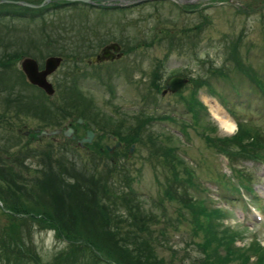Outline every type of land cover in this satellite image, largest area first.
Returning <instances> with one entry per match:
<instances>
[{"label":"rangeland","instance_id":"1","mask_svg":"<svg viewBox=\"0 0 264 264\" xmlns=\"http://www.w3.org/2000/svg\"><path fill=\"white\" fill-rule=\"evenodd\" d=\"M62 1L48 3L46 10L40 14L35 12L20 17L6 14L0 17V91L4 89L0 92V185L6 187L8 180L13 178L9 175L15 172L20 173L22 179H29L20 181L17 178L20 181L17 183L27 185L28 188L34 185L36 191H30L28 195L19 188H11L20 197L14 196L9 201L33 204L54 216L76 215V212L72 214L70 211L67 194L53 201L51 197L44 198L45 192L37 190L36 184L46 176H61L70 169L76 170L77 175H64L67 183L82 184L79 178L80 168L82 164H88V168L92 169L88 162L90 160L91 163L95 161L97 169L93 171H98L97 174L108 168L109 171L114 168L121 171L124 166L128 167L127 174L134 178L130 184L135 196L145 200L146 206L151 207L159 198L161 188L155 180V170L158 176L162 173L144 159L147 149L137 148L134 144L133 150L125 156L128 146L123 144V147L117 149L121 154L116 156L117 150L115 153L114 150L108 152L104 146H113L117 138L113 139L106 134L104 136L100 132L109 133L107 131L110 128L100 126L101 120L106 126L109 124L115 127L118 121L123 120L131 124L135 115H140L141 109H145L158 118L153 121L150 131L171 135L173 140L170 136V143L177 146L179 154L194 169L197 195L207 205L223 211L225 216L220 219L222 226L230 227L243 236L237 238V246L248 244L253 238L264 244V164L247 160L234 163L242 175L250 176L252 191L247 193L242 189V195L233 194L221 180L222 174H231L230 162L221 153L207 148L199 135L202 130L200 125L208 131L216 126L217 134L221 136L237 131L238 120L228 112L229 107H232L241 120H248L264 132V96L250 86L243 76H239L234 66L237 53L243 57V62L253 65L256 72L264 78V57L257 49L264 40V0H143L126 6H113L114 8H105L114 0H93V5L83 2L63 4ZM174 2L185 7L179 9ZM9 4H0V12L17 8ZM163 27L166 31L172 29L173 35L159 33L160 37L163 36L161 40L154 35ZM72 34L85 36L80 39L84 42L81 43V48L85 51L80 52L85 59L98 53L110 41H118L122 55L112 61L91 64L80 62L79 68L74 69L76 63L72 62L73 59L65 60L62 56L74 50L69 43L77 37H66ZM29 40L36 44H25ZM46 41L53 42V45L48 46ZM236 43L240 45L239 51L233 53L232 48ZM133 45V50L128 49ZM28 47L39 50L36 54L39 62L41 56L48 53L56 56L61 54L59 56L63 58L61 65L49 76L54 93L50 96L46 94L45 100L41 98L42 102H39L37 95L40 92L25 86L21 80V72L18 70L20 66L11 64V58L27 53ZM209 66L221 68L227 72L226 76L209 74ZM153 73L161 76L158 79L162 84L172 74H182L188 80L177 92H158L152 96L156 91L155 86L151 85ZM72 75L80 77L81 93L86 98L84 105L85 102L89 105V112L93 116L91 122L99 129L97 138L82 146L74 143L76 148L72 150L63 146L62 135H56L54 140L50 136L30 138L18 133L16 127L23 131L36 127L51 129L52 124L59 123L62 127L72 120L66 118L58 122L54 118L56 112L52 111L55 110L53 103L61 100L62 95L70 89ZM200 75L206 80L211 77L209 81L215 88V93L210 94L206 86L197 92L198 100L208 110V113L203 114L201 124L197 125L181 98H188L192 91L189 80ZM17 90L25 92L29 99L18 96L20 93ZM220 96L227 99V105L220 101ZM16 99L25 101L16 105L19 115H16V109H6L9 101ZM216 113L224 114L236 127L232 131L224 129L214 117ZM165 114L169 117L168 120L159 118ZM182 126L187 134L181 130ZM84 131L81 129L79 134H84ZM50 145L53 150L48 148ZM100 156L105 159L99 161ZM103 162L105 163L102 165ZM66 191L69 194L77 192L70 186ZM4 193L1 190V194ZM4 206L0 201V222L6 221L5 216L8 214ZM166 208L168 215L173 214V205L166 204ZM77 209L80 211V207H76ZM85 211L80 215L94 216L93 211ZM157 212L161 214L160 211ZM169 217L172 218V223L166 225L165 236L160 239L163 244L159 248V255L176 264H193L201 256L195 245L201 238L194 236L189 221H181L175 228L173 224L176 223V216ZM33 235L43 260L52 258L56 251L67 246L65 241H56L54 230L35 229Z\"/></svg>","mask_w":264,"mask_h":264},{"label":"trees","instance_id":"2","mask_svg":"<svg viewBox=\"0 0 264 264\" xmlns=\"http://www.w3.org/2000/svg\"><path fill=\"white\" fill-rule=\"evenodd\" d=\"M26 1L42 2V0ZM65 3L70 4L69 2ZM173 4L182 9L179 5ZM9 5L17 8L0 12V17L6 14L18 17L35 12L40 14L44 9L46 10V6L33 9L13 3ZM125 30L128 29L125 28ZM162 32L169 36L173 35L172 29L166 31L163 27L154 36L162 40L163 36L160 37L159 34ZM70 36L66 35L67 38L77 37L76 40L70 39L71 43H69L74 50L62 56L65 60L73 59L72 62L76 63L73 67L78 69L80 62L88 64L82 55L83 53L80 52L84 50L81 48V43L84 42L80 39L85 36L80 34ZM49 43L53 44V42ZM239 46L237 43L234 44L233 53L239 51ZM128 49L133 50L134 45ZM257 49L261 51L260 54L264 57V40L257 46ZM236 56L234 66H236L239 76H243L250 83V86L255 87L264 96L263 76L256 72L253 65L243 62V57L237 53ZM19 57L11 58V62H15ZM208 72L213 76L217 74L222 77L226 76L227 73L221 68L213 66L208 67ZM158 77L161 79V76L153 73L151 85L155 86L156 91L152 93V96L154 93L162 92L161 90L164 88ZM210 78L206 80L204 76L200 75L196 79L189 80L192 84V91H190L188 98H181L197 125L201 124L203 114L208 113L201 100H198L197 92L206 86L210 94L215 93V88L211 86L209 81ZM64 79H62V83ZM79 80V76L72 75L69 82L71 87L68 92L62 95L61 100L53 103L55 110L52 111L56 112L54 118L58 122L70 118L72 119L71 122L75 123L74 120L80 117L93 120V116L89 112V105L86 102V107H84L86 98L81 93ZM57 84L60 85L59 82ZM39 92L37 93L39 102H42L41 98L45 100L47 95L42 90ZM18 96L23 99L25 96L26 99L28 98L25 92ZM220 99L224 105H227V99L224 96H220ZM22 103H25L22 99L10 100L7 109H16L17 112L16 105L19 106ZM227 109L238 120L237 131L230 135L221 136L217 134L216 126H212L208 131L200 125L202 130L199 135L207 148L221 153L228 159L231 174H222V183L230 189L231 193L242 195V189L247 193L252 191L251 178L242 175V172L233 164L244 160L264 164V132L259 127L249 123L248 120H241L234 113L232 107ZM41 110L40 108L39 111ZM57 113L60 114L57 115ZM140 113V115H135L131 124L125 123L123 120L118 121L115 127L109 124L106 126V123L101 120L100 126L110 127L111 129L109 128L107 132L116 136L117 141L126 144V146L134 143L137 148L147 149V156L144 159L148 160L151 166L158 169L159 173L164 176L161 178V175L158 176L157 170H155V180L161 187L156 203L153 202L151 207L150 205L146 206L145 200L135 196L134 188L130 184L134 178L127 174L128 167L124 166L121 171L114 170L116 168L109 171L108 168L105 172L97 174L98 171H93V169H97L95 161L91 163L89 160V166L92 169L88 168V164H82L80 168L81 176L79 178L82 180L80 181L82 184H69L65 180L64 175L67 173L77 175L74 169L63 172L61 176L51 174L36 184L37 190L42 189L45 192L46 195L43 197H51L53 201L67 194L70 211L72 214L76 212L74 216H54L48 213L49 211L46 209L34 207L33 204H16L9 201L14 196L20 197V194L15 193L11 188H19L26 194L30 191L36 192L34 185L28 188L27 185L17 183L29 179H22L20 173L14 172L13 175H9L13 178L12 181L8 180L6 187L0 185V201L5 205L8 213L5 216L6 221L0 222V264H176L173 261H166L163 256L159 255V248L163 244L160 239L165 236L166 225L172 223V218L169 216H176V223L173 224L175 228L181 221H189L194 236L197 235L201 238L195 242L201 256L194 258L193 264H264V244L257 238H253L248 244L237 246V238L243 236L230 227L222 226L220 219L225 216L223 211L218 207L207 205L197 195L195 189L198 185L194 182V169L185 161L183 155L179 154L177 146L170 143L171 135L150 131V127L154 124L153 121L158 119L157 115L147 113L145 109H141ZM159 118L169 119L167 114ZM59 125L61 124H52L54 128L60 127ZM183 127L181 130L187 134ZM105 134L103 132L104 136ZM102 136L100 137L103 138ZM171 140H173L172 136ZM63 142V146H68L72 150L79 146L69 138H64ZM48 148L53 150L51 145ZM125 156H128V152ZM99 158V161L105 159L103 156ZM68 186L77 192L69 194V191H66ZM1 190L5 193L1 194ZM166 204L175 207L173 214H167ZM76 207H80V211L76 210ZM86 209L93 211L94 216H81L86 213ZM157 211H160L161 214ZM35 229L40 231L54 230L56 241H65L67 246L59 249L58 252L56 251L52 258L43 260V256L38 252V246L35 245L33 235ZM180 264L185 263L181 262Z\"/></svg>","mask_w":264,"mask_h":264},{"label":"water","instance_id":"3","mask_svg":"<svg viewBox=\"0 0 264 264\" xmlns=\"http://www.w3.org/2000/svg\"><path fill=\"white\" fill-rule=\"evenodd\" d=\"M67 1H81L84 3H94L93 0H67ZM140 1V0H139ZM45 2H51V0H42L41 3H32L28 1H23V0H0L1 3H16L20 4L23 6L31 7V8H37L40 6H43ZM124 4H129L132 3L133 1H122ZM119 5V3H118ZM120 6V5H119ZM121 47L117 41L110 42L106 45H104L101 48V51L99 53L91 58V61L93 62H98V61H104V60H113L115 58H118L121 56L122 51H120ZM62 58L60 56H50L46 59L45 61V66L42 70H38V66L36 61H34L31 58H25L21 65L22 70L24 71L25 75L28 77L27 79L37 85L40 86L49 96L54 93V86L50 81L47 80V77L50 73L54 72L56 68L60 65ZM187 78L181 74H173L169 76L166 79V82H164L165 88L163 89L162 94L167 93V92H177L178 89L182 88L186 83H187ZM78 123L82 122V118L77 119ZM89 126H91L90 129L86 131V134L83 138L78 139L77 143L79 145H83V143H90L92 139L94 138V128L96 127L93 125L92 122H89ZM60 130L59 129H54V130H41L40 134L43 135H53L57 134ZM63 134L65 136H70L75 139V135L73 134V128L69 127L63 131ZM120 142H116L114 146H106L107 150H112L115 147H120ZM133 147H135L134 144L131 145L129 148V151L131 152L133 150ZM113 159V158H112Z\"/></svg>","mask_w":264,"mask_h":264},{"label":"flooded vegetation","instance_id":"4","mask_svg":"<svg viewBox=\"0 0 264 264\" xmlns=\"http://www.w3.org/2000/svg\"><path fill=\"white\" fill-rule=\"evenodd\" d=\"M117 1V3H121V4H123V2L122 1H125V0H116ZM131 1H133V3H130V4H134V3H138V2H140V1H143V0H131ZM48 43V46H51V45H53L52 43H49L48 41H46V44ZM25 44H29V45H32V44H36V42L34 43L32 40H29L28 41V43H25ZM22 45H24V44H22ZM37 51H39L38 49H36V48H32V49H30V47H28L27 49H26V52L27 53H25V54H21L20 55V57L18 58V59H16L15 60V62H13V63H11L12 65H14V64H18L20 67H19V72H21V75H20V77H21V80L25 83V86H28V87H31V89H33V90H37L38 92L39 91H43V89L40 87V86H37V85H35V84H33V83H31L27 78V76L24 74V71L22 70V65H21V63H22V61L25 59V58H31V59H33L34 61H36V63H37V65H39L38 66V70H42L43 68H44V66H45V61H46V59L48 58V57H50V56H56V55H53V54H50V53H48V55H43V56H41V62H39L38 60H37V56H36V54H37ZM33 52V53H32ZM43 54V53H42ZM97 54V53H96ZM96 54H94V55H89L88 57H87V59H86V62L88 63V64H91V63H97V62H93V61H91V58L92 57H94ZM59 56V55H58ZM39 59V60H40ZM63 59V58H62ZM61 62H62V60H61ZM61 62H60V64H61ZM103 62H105V61H103ZM52 73H54V72H52ZM52 73H50L49 75H48V77H47V80L48 81H50L49 80V76H51V74ZM51 82V81H50ZM52 83V82H51ZM53 84V83H52ZM13 88H16L15 87V85L13 86ZM4 90V89H3ZM3 90H1L0 92H3ZM44 92V91H43ZM27 99H29V98H27ZM6 109H7V107H6ZM18 112H16V115H19V109L17 110ZM40 118H41V116L39 115V114H37ZM78 119V118H77ZM77 119H75L74 120V122L75 123H73V122H71V121H69L67 124H65L64 126H60V127H52L51 129H48V128H41L40 129V127H36V128H29V129H27V130H22L21 128L19 129V127H16L15 129L16 130H18V133H20V134H22V135H25L26 137H30V138H39V137H42L41 135H43V134H40V131L41 130H44V129H46V130H48V131H50V130H54V129H59L60 131L57 133V134H53L52 136L51 135H43V136H50V138L51 139H54L55 140V137H56V135L58 136V135H62V137L63 138H69V139H72V140H74L76 143H77V140L78 139H81V138H83L84 136H85V134H86V131L88 130V129H90L91 128V126H89V122H91L90 120H84L83 118H82V122L81 123H78L77 122ZM93 123V122H92ZM93 125H95L96 126V124L94 123ZM69 127H72L73 128V134L75 135V139L74 138H72V137H68V136H65L64 134H63V131L65 130V129H67V128H69ZM96 127H98V126H96ZM94 128V138L92 139V141L91 142H93V140H95V138H97L96 136H97V134H98V128ZM81 129H84L85 131H84V134H82V135H80L79 133H80V130ZM101 133H103L102 131H100ZM106 135H108V136H110L111 138H115L116 136H114L113 134H111V133H106ZM90 142V143H91ZM116 142H119V141H117L116 140ZM116 142H114V144H116ZM120 147H115V148H113L112 150H107L108 152H113V150H114V152L113 153H115V150H117L118 148H121V147H123L122 145V143L120 142ZM132 144H134V143H131L130 145H128V147H127V149H126V151L129 153L130 151H129V148L131 147V145ZM77 145H79L78 143H77ZM83 145H84V143H83ZM108 144H105V146L104 147H106ZM79 146H82V145H79ZM109 146V145H108ZM112 146V145H111ZM114 146V145H113ZM107 148V147H106ZM121 154L120 153V150H117L116 151V156H117V154Z\"/></svg>","mask_w":264,"mask_h":264},{"label":"bare ground","instance_id":"5","mask_svg":"<svg viewBox=\"0 0 264 264\" xmlns=\"http://www.w3.org/2000/svg\"><path fill=\"white\" fill-rule=\"evenodd\" d=\"M214 117L219 121L221 126L227 131H232V129L236 127L235 124L231 122V120H228V117H226L224 114L216 113L214 114Z\"/></svg>","mask_w":264,"mask_h":264}]
</instances>
